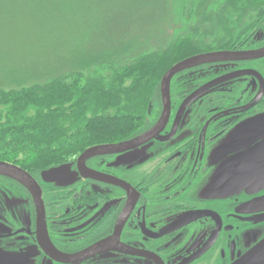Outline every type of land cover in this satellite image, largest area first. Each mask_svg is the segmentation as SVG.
Returning a JSON list of instances; mask_svg holds the SVG:
<instances>
[{
	"label": "flooded vegetation",
	"instance_id": "obj_1",
	"mask_svg": "<svg viewBox=\"0 0 264 264\" xmlns=\"http://www.w3.org/2000/svg\"><path fill=\"white\" fill-rule=\"evenodd\" d=\"M176 1V32L209 49L195 55L264 50V0ZM162 111L159 90L129 134L87 149L130 145L20 167L33 190L0 175V264H264V56L179 72L150 133Z\"/></svg>",
	"mask_w": 264,
	"mask_h": 264
},
{
	"label": "trees",
	"instance_id": "obj_2",
	"mask_svg": "<svg viewBox=\"0 0 264 264\" xmlns=\"http://www.w3.org/2000/svg\"><path fill=\"white\" fill-rule=\"evenodd\" d=\"M125 6L94 0H0V32H137L125 39L115 36L100 51L77 48L54 67L1 70L8 88L0 87V161L37 173L94 144L124 138L149 104L159 100L162 76L176 63L209 51L194 43V33L171 37L155 50H140L144 39L162 36L159 16L136 21L135 15L123 16ZM170 10L168 18L174 13L171 5ZM108 14L114 20L110 26ZM124 55L130 59L121 64ZM104 69L110 71L107 76Z\"/></svg>",
	"mask_w": 264,
	"mask_h": 264
},
{
	"label": "rangeland",
	"instance_id": "obj_3",
	"mask_svg": "<svg viewBox=\"0 0 264 264\" xmlns=\"http://www.w3.org/2000/svg\"><path fill=\"white\" fill-rule=\"evenodd\" d=\"M92 1V0H89ZM96 2L112 4L119 3V5H126L125 12L127 18H132L134 15L136 21L142 18H154L152 15L159 16L157 32H161L162 36L150 38L149 43L147 39L142 41V48L140 50L158 49L159 46H164L171 37L172 40L180 35L191 36V34H202V32H176V30L182 26L179 22L180 10L177 6L176 0H94ZM180 2V0H178ZM185 2V0H181ZM174 11L173 15L168 18L166 11ZM105 6V5H104ZM106 7V6H105ZM185 7V5H184ZM120 8V7H119ZM179 10V12H178ZM172 11V12H173ZM187 13L184 8L183 15ZM107 14V13H106ZM110 17V23L112 20ZM118 14L116 17H120ZM168 19H166V17ZM100 25L106 23L101 20ZM141 24V23H140ZM107 27V26H106ZM181 28V27H180ZM98 29H101L98 27ZM139 29V28H138ZM138 29H136L138 31ZM147 29L145 27L143 30ZM124 30L123 32H114L111 28L109 32H0V87L8 88V79L2 75L3 69H24V68H39L42 65L48 67H54L56 64L67 59L70 54L77 48L85 50L100 51L102 48H107L108 44L112 42L116 37L120 36L125 39L127 33L132 32ZM137 33V32H132ZM193 34V35H194ZM147 41V42H146ZM148 44L145 48L144 44ZM203 47V45H202ZM145 48V49H143ZM133 52L131 55H133ZM130 59L129 56L124 55L119 63L125 64V61ZM110 71L102 70V73L106 76Z\"/></svg>",
	"mask_w": 264,
	"mask_h": 264
},
{
	"label": "water",
	"instance_id": "obj_4",
	"mask_svg": "<svg viewBox=\"0 0 264 264\" xmlns=\"http://www.w3.org/2000/svg\"><path fill=\"white\" fill-rule=\"evenodd\" d=\"M262 56H264V50L258 53L256 52L236 53V52H228V51L227 52L225 51L209 52V53H202V54L191 56L173 65L161 78L159 90H160V95H161L163 111H162V116H161L160 121L156 124L154 129L150 131V133L156 132L166 122V119L169 115V110H170V82L176 74L186 69H190V68L202 65V64L215 63V62H221V61H233V60H238L242 58L252 59V58H258ZM204 89L200 90L197 93L203 92ZM187 103L188 101L186 102V104ZM148 134L145 135L144 137L142 136L136 139L135 141H132V143L134 142L139 143L141 141H144L146 139L145 137H147ZM130 144L131 142L123 143V144H119L115 146L105 145V146L92 147V148L85 150L80 156V159L85 160L87 158H90L94 155H98L100 153H106V152L116 150V149L119 150L123 147H126V145L128 146ZM63 169H64L63 166L48 169L42 172V177L46 181H58V179L60 178L59 175L63 172ZM0 175L12 178L20 182L22 185H24L30 190H33V188L34 189L38 188V186L36 185V182L32 179V177L26 171L10 163L0 161ZM233 182H235V180H233ZM260 182H264V181L260 180ZM58 261H61V260H58ZM19 264L21 263L19 262Z\"/></svg>",
	"mask_w": 264,
	"mask_h": 264
}]
</instances>
